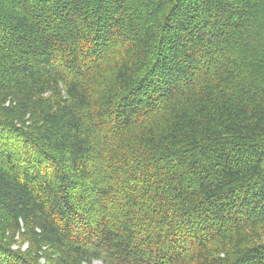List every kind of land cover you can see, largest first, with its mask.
I'll return each mask as SVG.
<instances>
[{
	"label": "trees",
	"instance_id": "16d2710c",
	"mask_svg": "<svg viewBox=\"0 0 264 264\" xmlns=\"http://www.w3.org/2000/svg\"><path fill=\"white\" fill-rule=\"evenodd\" d=\"M264 264V0H0V264Z\"/></svg>",
	"mask_w": 264,
	"mask_h": 264
},
{
	"label": "rangeland",
	"instance_id": "374dc122",
	"mask_svg": "<svg viewBox=\"0 0 264 264\" xmlns=\"http://www.w3.org/2000/svg\"><path fill=\"white\" fill-rule=\"evenodd\" d=\"M94 264H101V263H100V262H98V261H95V262H94Z\"/></svg>",
	"mask_w": 264,
	"mask_h": 264
}]
</instances>
